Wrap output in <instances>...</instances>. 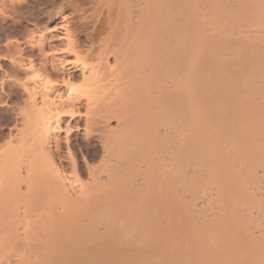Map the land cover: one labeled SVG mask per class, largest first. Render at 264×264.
<instances>
[{
    "label": "bare ground",
    "instance_id": "1",
    "mask_svg": "<svg viewBox=\"0 0 264 264\" xmlns=\"http://www.w3.org/2000/svg\"><path fill=\"white\" fill-rule=\"evenodd\" d=\"M164 1L88 0L84 40L43 31L10 58L0 180L33 189L0 213L33 235L5 264H264V0L169 26ZM30 180L55 201L31 218Z\"/></svg>",
    "mask_w": 264,
    "mask_h": 264
},
{
    "label": "rangeland",
    "instance_id": "2",
    "mask_svg": "<svg viewBox=\"0 0 264 264\" xmlns=\"http://www.w3.org/2000/svg\"><path fill=\"white\" fill-rule=\"evenodd\" d=\"M92 5V0H89ZM229 2V0H227ZM226 0H165L164 2L154 6V9L166 15L167 23L178 22L183 17L185 7L193 4L196 9L206 11L211 5H225ZM232 1V0H231ZM237 1V0H233ZM244 5L247 0H238ZM88 0H0V140L6 135L7 129L10 126L11 118L9 109L6 103L15 104L21 103V98L17 94L16 88L12 82V76L16 74L15 69L10 63V58L19 54L22 51L25 55H34L35 50L30 46V40L37 38L38 34L45 31L59 33L65 28L76 29L81 40H84L87 35L92 33L94 26L93 21L87 26L79 23L77 16L81 9L90 7ZM233 3V2H232ZM237 3V2H236ZM230 4V2H229ZM235 5V3H233ZM239 4V5H240ZM237 5V4H236ZM242 5V6H243ZM203 6V7H202ZM85 7V8H83ZM85 10H89L90 8ZM80 11V12H79ZM79 12V13H78ZM78 13V14H77ZM80 15V14H79ZM78 17V18H77ZM96 24V23H95ZM166 26V27H167ZM73 29V30H74ZM54 30V31H53ZM46 33V32H45ZM56 33V34H57ZM56 46V45H55ZM167 76V73L164 75ZM166 79V77H165ZM36 188L35 198L31 203L32 209L28 208L26 213H32L30 216H36L44 213L46 206H52L55 201L50 197L49 187L45 185V180H30ZM86 181V180H80ZM26 184H21V193L13 195L6 187L5 180H0V204L6 199L16 201L20 208L24 210L27 196L32 195V187L26 188ZM38 194H41L39 197ZM36 203V204H35ZM38 203V204H37ZM46 205V206H45ZM1 211V210H0ZM23 215H21L22 217ZM17 214L11 212L7 208L0 213V249H14V237L16 232L21 233L23 237L33 235L31 228L20 226L18 231L14 230ZM12 254V253H11ZM9 260L6 254L0 252V263L5 264ZM115 264V263H113ZM116 264H120L119 261Z\"/></svg>",
    "mask_w": 264,
    "mask_h": 264
}]
</instances>
